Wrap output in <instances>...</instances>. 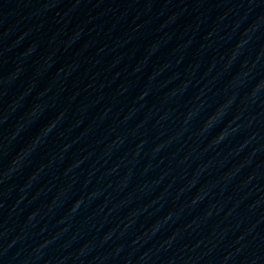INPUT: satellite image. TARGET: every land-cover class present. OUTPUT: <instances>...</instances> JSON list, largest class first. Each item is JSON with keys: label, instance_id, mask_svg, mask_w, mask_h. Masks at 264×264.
Here are the masks:
<instances>
[{"label": "water", "instance_id": "obj_1", "mask_svg": "<svg viewBox=\"0 0 264 264\" xmlns=\"http://www.w3.org/2000/svg\"><path fill=\"white\" fill-rule=\"evenodd\" d=\"M0 264H264V0H0Z\"/></svg>", "mask_w": 264, "mask_h": 264}]
</instances>
